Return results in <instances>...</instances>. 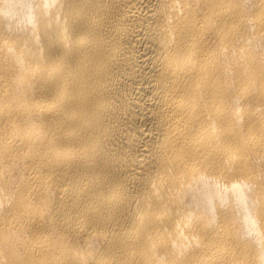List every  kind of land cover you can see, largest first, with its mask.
<instances>
[{
    "label": "bare ground",
    "instance_id": "1",
    "mask_svg": "<svg viewBox=\"0 0 264 264\" xmlns=\"http://www.w3.org/2000/svg\"><path fill=\"white\" fill-rule=\"evenodd\" d=\"M0 264H264V0H0Z\"/></svg>",
    "mask_w": 264,
    "mask_h": 264
}]
</instances>
